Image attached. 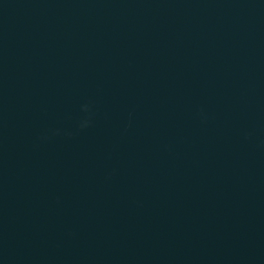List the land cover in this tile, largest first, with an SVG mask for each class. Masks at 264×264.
I'll use <instances>...</instances> for the list:
<instances>
[{
  "label": "water",
  "instance_id": "water-1",
  "mask_svg": "<svg viewBox=\"0 0 264 264\" xmlns=\"http://www.w3.org/2000/svg\"><path fill=\"white\" fill-rule=\"evenodd\" d=\"M0 264H264V0H0Z\"/></svg>",
  "mask_w": 264,
  "mask_h": 264
}]
</instances>
